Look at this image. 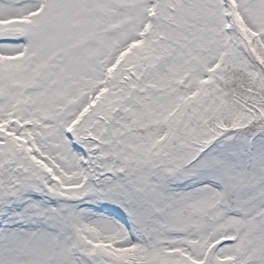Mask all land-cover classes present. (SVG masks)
I'll return each mask as SVG.
<instances>
[{"label":"snow or ice","instance_id":"snow-or-ice-1","mask_svg":"<svg viewBox=\"0 0 264 264\" xmlns=\"http://www.w3.org/2000/svg\"><path fill=\"white\" fill-rule=\"evenodd\" d=\"M0 264H264V0H0Z\"/></svg>","mask_w":264,"mask_h":264}]
</instances>
